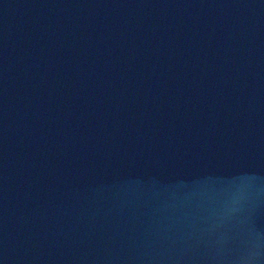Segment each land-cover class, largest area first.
Segmentation results:
<instances>
[{
    "label": "water",
    "instance_id": "obj_1",
    "mask_svg": "<svg viewBox=\"0 0 264 264\" xmlns=\"http://www.w3.org/2000/svg\"><path fill=\"white\" fill-rule=\"evenodd\" d=\"M0 264H264V0H0Z\"/></svg>",
    "mask_w": 264,
    "mask_h": 264
}]
</instances>
